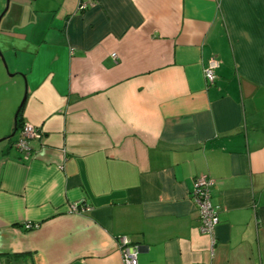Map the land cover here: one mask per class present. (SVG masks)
Listing matches in <instances>:
<instances>
[{
	"label": "crops",
	"instance_id": "obj_1",
	"mask_svg": "<svg viewBox=\"0 0 264 264\" xmlns=\"http://www.w3.org/2000/svg\"><path fill=\"white\" fill-rule=\"evenodd\" d=\"M0 52V264H264V0H0Z\"/></svg>",
	"mask_w": 264,
	"mask_h": 264
},
{
	"label": "built area",
	"instance_id": "obj_2",
	"mask_svg": "<svg viewBox=\"0 0 264 264\" xmlns=\"http://www.w3.org/2000/svg\"><path fill=\"white\" fill-rule=\"evenodd\" d=\"M86 7L85 3H80L78 9H83ZM115 57V53L111 54ZM218 66L216 59L212 58L208 61L204 68V78L207 84H212L216 79L215 70ZM40 137V130L30 123L23 122L21 125L18 137L15 141V146L20 150L24 151V157H28L30 153V147L28 141L30 139H36ZM212 181L205 177L200 176L193 180V187L191 192V198L198 211L199 218V230L202 234L209 236L213 239L214 230L218 224V212L216 207L211 203L210 199V186ZM79 207L77 205H71V211H77ZM82 209V208H81ZM36 227V225L26 224L25 228ZM120 251L122 254L123 264H137V253L138 247L136 245H131L126 238L121 237L119 239Z\"/></svg>",
	"mask_w": 264,
	"mask_h": 264
},
{
	"label": "trees",
	"instance_id": "obj_3",
	"mask_svg": "<svg viewBox=\"0 0 264 264\" xmlns=\"http://www.w3.org/2000/svg\"><path fill=\"white\" fill-rule=\"evenodd\" d=\"M21 109H22V106L19 107V110H18V112H17L16 119H15V128H16L15 132H16V131L21 127V125L23 124V123L21 122V118H20V115H21Z\"/></svg>",
	"mask_w": 264,
	"mask_h": 264
},
{
	"label": "water",
	"instance_id": "obj_4",
	"mask_svg": "<svg viewBox=\"0 0 264 264\" xmlns=\"http://www.w3.org/2000/svg\"><path fill=\"white\" fill-rule=\"evenodd\" d=\"M0 59H1V61L3 62V65H4L5 69H6V68H7V67H6V63H5V61H4V57H3V55L1 54V52H0ZM25 98H26V92H25V94H24V96H23V99H22V101H21L19 107H21V106L23 105V103H24V101H25ZM15 130H16V128H14V131L10 134V137L14 135Z\"/></svg>",
	"mask_w": 264,
	"mask_h": 264
},
{
	"label": "rangeland",
	"instance_id": "obj_5",
	"mask_svg": "<svg viewBox=\"0 0 264 264\" xmlns=\"http://www.w3.org/2000/svg\"><path fill=\"white\" fill-rule=\"evenodd\" d=\"M24 94H25V90H22V93H20V97L18 98V105H17V107H19V105H20V103H21V101L23 99Z\"/></svg>",
	"mask_w": 264,
	"mask_h": 264
}]
</instances>
